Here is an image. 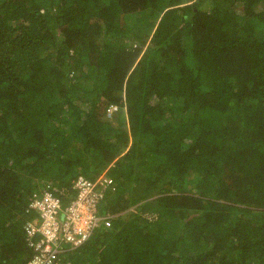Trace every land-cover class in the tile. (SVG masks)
<instances>
[{
  "label": "trees",
  "instance_id": "1",
  "mask_svg": "<svg viewBox=\"0 0 264 264\" xmlns=\"http://www.w3.org/2000/svg\"><path fill=\"white\" fill-rule=\"evenodd\" d=\"M101 173L57 264H264V0H0V264Z\"/></svg>",
  "mask_w": 264,
  "mask_h": 264
},
{
  "label": "built area",
  "instance_id": "2",
  "mask_svg": "<svg viewBox=\"0 0 264 264\" xmlns=\"http://www.w3.org/2000/svg\"><path fill=\"white\" fill-rule=\"evenodd\" d=\"M117 107H108V113ZM112 179L107 175L90 179L79 174L72 182L76 191L75 197L62 208L61 198L53 192L51 182L44 181L41 186L32 189L25 213L33 214L32 218L25 220L23 228L28 238H39L30 241L35 247V254L30 264H53L59 261V251L63 248V242L72 248L84 241L91 229L102 221L106 225L111 224L109 215L102 216L96 212V202L102 196L97 187H104L111 183Z\"/></svg>",
  "mask_w": 264,
  "mask_h": 264
},
{
  "label": "rangeland",
  "instance_id": "3",
  "mask_svg": "<svg viewBox=\"0 0 264 264\" xmlns=\"http://www.w3.org/2000/svg\"><path fill=\"white\" fill-rule=\"evenodd\" d=\"M101 175H103V174L101 173ZM101 175H99V176H101ZM35 181L41 183V182L44 181V180H35ZM39 183H36V184H39ZM147 215L149 216V212H147ZM150 215L154 216L155 213H150Z\"/></svg>",
  "mask_w": 264,
  "mask_h": 264
}]
</instances>
